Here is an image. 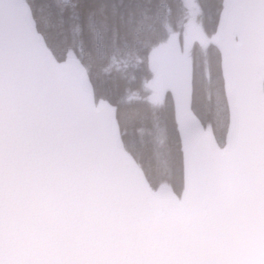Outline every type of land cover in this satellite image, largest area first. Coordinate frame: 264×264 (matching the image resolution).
<instances>
[{
    "label": "water",
    "instance_id": "water-1",
    "mask_svg": "<svg viewBox=\"0 0 264 264\" xmlns=\"http://www.w3.org/2000/svg\"><path fill=\"white\" fill-rule=\"evenodd\" d=\"M212 45L229 114L225 145L203 129L186 80L175 78L184 86L175 97L178 202L151 191L123 149L114 107L95 101L78 61L53 58L23 0H0V264L31 255L16 199L27 177L61 185L109 221L79 237L80 264H264V0H222ZM170 60L166 67L179 68L175 52ZM140 194L157 207L179 205L185 230L129 234L123 222Z\"/></svg>",
    "mask_w": 264,
    "mask_h": 264
},
{
    "label": "trees",
    "instance_id": "trees-1",
    "mask_svg": "<svg viewBox=\"0 0 264 264\" xmlns=\"http://www.w3.org/2000/svg\"><path fill=\"white\" fill-rule=\"evenodd\" d=\"M37 31L58 61L75 57L88 72L94 95L116 109L125 150L153 190L182 192V163L175 106L165 93L159 104L144 89L149 54L172 34L180 36L187 11L182 0H25ZM221 0H197L206 35L215 29ZM190 108L221 145L228 124L219 56L207 45L192 50Z\"/></svg>",
    "mask_w": 264,
    "mask_h": 264
},
{
    "label": "clouds",
    "instance_id": "clouds-1",
    "mask_svg": "<svg viewBox=\"0 0 264 264\" xmlns=\"http://www.w3.org/2000/svg\"><path fill=\"white\" fill-rule=\"evenodd\" d=\"M243 42L241 37V47ZM16 199L20 241L31 252L25 264H80L79 237L109 222L98 220L91 209L74 202L66 188L39 177L25 178ZM137 201L123 222L129 234L171 231L179 235L187 227L179 205L157 207L146 194H140Z\"/></svg>",
    "mask_w": 264,
    "mask_h": 264
},
{
    "label": "rangeland",
    "instance_id": "rangeland-1",
    "mask_svg": "<svg viewBox=\"0 0 264 264\" xmlns=\"http://www.w3.org/2000/svg\"><path fill=\"white\" fill-rule=\"evenodd\" d=\"M187 9V19L182 26L180 38L177 35H171L165 42L155 46L151 50L150 59L158 60L166 50L176 46L177 55L179 57V64L181 65L180 73L187 77L192 66V50L196 46L205 48L209 44V36L205 35L201 25L197 20L198 7L196 0H182ZM156 66V65H155ZM151 77L146 81L144 89L147 92V99L152 104H159L162 100V95L166 91V86L162 79L167 80L168 74L164 73V78L161 76L159 70L152 67Z\"/></svg>",
    "mask_w": 264,
    "mask_h": 264
},
{
    "label": "bare ground",
    "instance_id": "bare-ground-1",
    "mask_svg": "<svg viewBox=\"0 0 264 264\" xmlns=\"http://www.w3.org/2000/svg\"><path fill=\"white\" fill-rule=\"evenodd\" d=\"M88 73V72H87ZM209 130V129H208Z\"/></svg>",
    "mask_w": 264,
    "mask_h": 264
}]
</instances>
